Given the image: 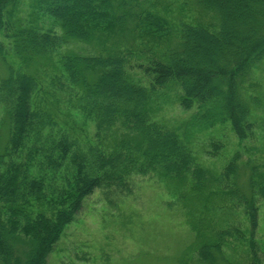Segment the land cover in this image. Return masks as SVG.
Segmentation results:
<instances>
[{"label": "trees", "instance_id": "1", "mask_svg": "<svg viewBox=\"0 0 264 264\" xmlns=\"http://www.w3.org/2000/svg\"><path fill=\"white\" fill-rule=\"evenodd\" d=\"M181 1L215 31L185 21L178 0H0L1 264H48L85 199L100 188L124 193L136 177H152L183 209L201 263L236 264L218 244L203 245L209 222L193 193L230 182L254 233L264 184L250 169L245 192L240 167L219 175L201 166L197 147L224 124L264 146V0ZM176 91L196 113L162 120ZM60 112L93 125L92 144L60 127Z\"/></svg>", "mask_w": 264, "mask_h": 264}, {"label": "rangeland", "instance_id": "2", "mask_svg": "<svg viewBox=\"0 0 264 264\" xmlns=\"http://www.w3.org/2000/svg\"><path fill=\"white\" fill-rule=\"evenodd\" d=\"M185 2L178 0L177 4L185 21L194 23L200 20L215 31L207 26L215 25L212 20L201 19L194 7ZM7 49L6 60L17 69L12 51L9 47ZM130 66L133 69L130 72L147 85V80L135 67L136 62L131 61ZM3 75L5 68L0 64V77ZM180 99V91L167 97L162 120H186L196 113V110H183ZM3 114L0 107V121ZM58 123L82 148L92 144L95 136L93 125L79 128L62 112ZM6 133L4 131L2 136ZM197 152L201 166L219 175L235 165L240 167L245 192L250 169L254 170L257 183L264 184V146L256 140H238L229 124L208 132L199 141ZM231 192L229 182L224 188L206 194L193 193L197 206L205 212L209 222L201 229L203 245L218 244L225 256L236 264H264V198L257 200L258 227L253 233L246 211L234 201ZM171 204L163 187L152 177L134 178L124 193L114 188H100L85 199L81 211L66 227L50 255L48 264H204L197 252L199 233L183 209ZM212 209H215L214 213ZM226 230L230 234H225L224 240L218 243L217 235L224 234Z\"/></svg>", "mask_w": 264, "mask_h": 264}]
</instances>
